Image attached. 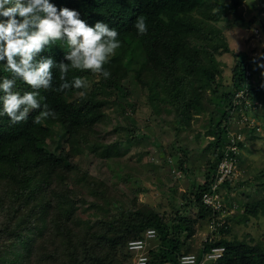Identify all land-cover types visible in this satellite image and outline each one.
<instances>
[{"label":"rangeland","instance_id":"374dc122","mask_svg":"<svg viewBox=\"0 0 264 264\" xmlns=\"http://www.w3.org/2000/svg\"><path fill=\"white\" fill-rule=\"evenodd\" d=\"M237 9L238 14L234 8L215 4L194 13L204 22L209 39L205 43L192 37L190 47L203 46L202 57L190 53L179 61L180 85L153 64L143 66L141 60L119 63L117 73L124 76L118 78L108 62L119 47L108 43L87 47L85 56L74 65L84 87L69 99L79 104L97 94L106 103L103 118L77 131L65 129L60 121L51 126L46 143L71 162L70 170L55 174L44 169L28 171L31 178L36 176L29 186L0 181V264L16 257L19 262L8 264H96V255L86 260L85 245L108 248L114 264H133L128 242L141 238L145 231L115 250L111 240L120 226H129L150 211L171 227L173 237L181 239V255L201 254L211 215L205 216L196 193L219 156L215 130L220 126L237 131L241 126V112L230 108L239 61L251 66L256 60L264 66V0H244ZM214 14L218 15L215 20L211 18ZM258 28L260 37L254 33ZM78 36L83 41L81 31ZM195 60L212 69L214 78L195 71ZM256 68L257 82L252 87L263 105L256 108L254 103V109L248 110L255 124L243 127L239 170L225 186L227 207L234 211L227 217L229 227L221 238L257 245L264 252V213L246 214L250 203L264 198V70ZM2 78L0 73L1 87L15 93L17 77L11 82ZM116 81L123 88L112 89ZM29 111L25 108L23 115ZM42 205L48 206L46 220L33 223L40 228L28 230L21 222L25 225L26 218L40 217L45 209ZM72 208L75 212L68 221ZM18 224L20 231L13 228ZM68 230L77 233L74 242L67 238ZM75 244L80 245V259L73 254ZM157 244L154 241L152 248Z\"/></svg>","mask_w":264,"mask_h":264},{"label":"trees","instance_id":"16d2710c","mask_svg":"<svg viewBox=\"0 0 264 264\" xmlns=\"http://www.w3.org/2000/svg\"><path fill=\"white\" fill-rule=\"evenodd\" d=\"M225 1L0 0V53H4V56L0 54V73L3 81L11 82L14 76L17 77L15 93L4 90L0 85V181H8L14 186H29L36 176L31 178L28 171L44 169L49 174H55L70 170L71 162L51 151L46 138L51 126L57 121L65 129L77 131L103 118L106 103L97 94L79 104H73L69 99L84 87L85 81L75 71L74 65L85 56L87 47L103 43L119 47L117 55L108 62L110 68L114 66V76L118 78L124 76L117 73L119 63L132 64L135 60H141L143 66L153 64L166 77H173L176 85H180L181 77L176 74L179 61L189 58L190 53L202 57L203 46L190 47L192 37L206 40L205 43L209 39L204 32V22L197 19L194 13L217 4L222 9L234 8V13L238 14L237 8L244 0H228L227 4ZM217 16L214 14L211 18L215 20ZM79 31L84 35L83 41L78 36ZM200 35L204 38H200ZM194 62L195 71H203L209 78H214L212 69L202 64L201 60ZM247 65L244 60L238 63L230 108L234 107V94L246 84ZM117 87L123 88L120 81L113 82L112 89ZM25 108H30L26 116L23 115ZM225 128L219 126L215 130L217 154L226 144ZM217 162L218 158L214 161L213 172L208 174L196 193V202L207 217L211 211L202 202L201 196L214 177ZM47 207L42 205L44 213L36 219L26 218L25 225L21 222L22 225L30 231L40 228L33 223L46 220ZM70 211L68 221L75 209ZM246 211L248 216L260 211L264 213V198L250 203ZM128 225L116 229L111 249L125 244L128 239L142 236L148 228H154L158 233V244L149 251V257L151 255L152 258L148 264H179L182 241L179 237H173L171 227L158 213L150 211ZM20 227L18 224L13 228L20 231ZM74 234L77 233L67 231L66 236L71 242H74ZM215 245L226 247L224 256L215 264H264V252L259 246L239 241L230 243L224 238L215 243L205 242L201 254ZM74 247L76 249L72 253L80 259V245L75 244ZM12 251L11 247L9 253ZM84 251L87 261L96 255L99 258L96 264H114L108 248H88L85 245ZM14 261L19 262V257L11 260ZM11 262L7 260L5 264Z\"/></svg>","mask_w":264,"mask_h":264},{"label":"built area","instance_id":"2783aa9c","mask_svg":"<svg viewBox=\"0 0 264 264\" xmlns=\"http://www.w3.org/2000/svg\"><path fill=\"white\" fill-rule=\"evenodd\" d=\"M254 33L257 37L261 35L259 28L255 29ZM254 73V67L248 64L245 68L246 84L238 89L233 97L234 109L236 108L241 112V126L237 131L228 130L226 132V144L223 146L221 153L217 154L219 156L214 169V177L201 196L202 202L211 211L208 223L209 233L205 242L215 243L221 238L222 232L229 227L227 217L234 211H230L227 207L225 186L227 185V181L237 176L239 170L237 157L241 151L240 143H243L245 138L243 127L246 124L252 126L255 124V120L248 114V110L254 109V103L256 104V108L263 105V102H259L256 95H254L255 89L252 86L257 82ZM260 85H263V83ZM256 128L258 130L261 129L259 126H256ZM157 239V230L148 228L141 238L128 242V248L134 254L133 264L149 263V251L152 249L151 244ZM225 251L226 247L224 245H215L204 251L201 256L194 253L182 254L179 258V264H215L224 256Z\"/></svg>","mask_w":264,"mask_h":264},{"label":"crops","instance_id":"0c3cea01","mask_svg":"<svg viewBox=\"0 0 264 264\" xmlns=\"http://www.w3.org/2000/svg\"><path fill=\"white\" fill-rule=\"evenodd\" d=\"M253 64L255 65L254 67H257L256 69H257L258 71H260V69H263V70H264V66L261 65V64H259L256 60L253 61ZM259 75L262 76L263 74L261 73V74H259Z\"/></svg>","mask_w":264,"mask_h":264},{"label":"clouds","instance_id":"9594fccd","mask_svg":"<svg viewBox=\"0 0 264 264\" xmlns=\"http://www.w3.org/2000/svg\"><path fill=\"white\" fill-rule=\"evenodd\" d=\"M252 65L251 66H253L254 67V65H253V62L251 63ZM255 68V67H254ZM261 79V78H260Z\"/></svg>","mask_w":264,"mask_h":264}]
</instances>
